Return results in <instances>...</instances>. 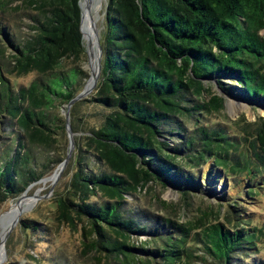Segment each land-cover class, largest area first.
I'll return each instance as SVG.
<instances>
[{"label":"trees","instance_id":"1","mask_svg":"<svg viewBox=\"0 0 264 264\" xmlns=\"http://www.w3.org/2000/svg\"><path fill=\"white\" fill-rule=\"evenodd\" d=\"M19 1L24 22L0 17V202L65 158L46 162L36 147H56L66 131L60 107L90 76L81 67V0ZM262 29L264 0H108L98 84L70 109L78 134L74 171L49 203L59 223L88 225L87 264H264L251 257L264 230L240 214L242 195L247 202L264 195V117L242 115L232 121L234 132L204 120L224 108L205 79L264 104ZM30 74L28 84L16 80ZM154 183L178 188L184 199L205 184L224 183L221 199L237 205L223 214L198 206L185 221L132 207L129 198ZM34 221L22 225L35 229ZM144 234L149 242L136 243ZM29 256L38 264H77Z\"/></svg>","mask_w":264,"mask_h":264},{"label":"rangeland","instance_id":"2","mask_svg":"<svg viewBox=\"0 0 264 264\" xmlns=\"http://www.w3.org/2000/svg\"><path fill=\"white\" fill-rule=\"evenodd\" d=\"M3 1L5 2V8L2 9V5L0 6V17H9L10 19H17L20 22H24L21 20L19 9L15 8L16 4H19L20 1L0 0V2ZM107 6L108 0H103L101 8L96 14L100 42L106 27ZM18 25L22 24L18 23ZM260 34L264 36V29L260 31ZM83 38L86 58L81 63V67L83 70L88 72L90 75L89 77H91L93 70L88 67L90 62L88 51L89 39L84 35ZM1 43L2 41L0 40V44ZM71 61L72 59L68 61V64H70ZM32 77V74L19 76L16 77V80L20 83L28 84ZM224 81L227 83L231 82L228 78H224ZM86 82H88V80ZM204 82L205 86L213 93L219 94L224 98V108L219 112L205 114L206 117L204 120L211 123H224L229 127L230 132H234L235 128L232 125V121L236 120L240 116L244 115L248 121H256L259 117H264V104L261 99L258 100L245 97L241 92H235V94L229 95L219 88L216 78L205 79ZM207 98H209V96H207ZM65 109L66 105H62L60 107L62 115H64ZM81 110L84 112L88 110V108L83 104ZM57 136L60 141L56 144L55 148L47 150L44 147L38 146L36 148L40 152L38 154L36 153V156L41 160L45 158L46 162H52L50 160L54 161L57 156L67 153L70 142L69 132L66 130L64 133L60 132ZM76 136H78V134L73 131L74 143ZM67 154L63 157L66 158ZM71 157L59 177L56 176L61 169V162L56 167L50 164L48 168L45 169L44 176L31 183L26 188L24 193L12 199L8 198L7 200L0 202V219L2 215L9 212L15 204L19 207L22 202L21 200L26 193L30 196L28 200L32 202L25 208L19 207L15 217L16 220L14 219V227L11 231L7 230L5 238L3 239L4 242L0 243V246L4 249L3 252L0 247V264H17L18 262H31V264H38V260L31 259L29 254L35 256L36 259L56 257L57 261L59 259L66 258L70 260V262H76L77 264H81L80 261L84 262L83 264H87L89 261L86 258L91 257L93 253L89 252V256L83 255L82 253L83 234L87 238L93 237L89 231L88 225L84 224L83 228V224L78 223L76 228H71L68 225L59 223L55 219V214H53L52 209L54 206H49L54 194L65 189L72 176L74 166L71 162ZM48 178L50 179L48 180ZM54 178L57 182L55 183L53 189H51ZM225 189L224 183L213 185L205 184L202 186L200 191H189L191 192L189 197L184 199V193L178 188L154 183L151 189L147 186L138 192L134 197H130L129 200L132 202V207L137 209L143 208L154 216H170L176 221H185L198 214V206H202L204 208L207 205H211L215 210L219 209L222 214L229 209L232 210L230 206L237 205L236 202L234 200L227 201L230 203L229 205L226 201L221 199V197H224L223 192ZM153 195H157L158 199L165 200V202L170 205L167 206L166 204H161V201L159 200H154L152 197ZM242 198H244V201H241L244 206L242 207L240 214H244V217L248 220V222H250V226L256 225L264 230V195H257L254 193L248 202L245 201L244 195H242ZM171 205H174V208ZM33 221L37 224V228L35 229L30 227L25 228L22 225V222H26V225H29ZM219 221L224 222L222 217ZM136 238L135 240H138L136 243H145L150 240L149 235L146 234L140 235L139 238ZM258 241L260 242L256 243V247L254 246L255 250L251 253V257L264 259V235H262L261 240ZM72 258H74V261H71ZM241 258L244 259L243 256H241ZM245 260L248 261L250 259L246 258ZM213 262L214 261L209 258V264H214ZM195 264H204V262L198 260V263Z\"/></svg>","mask_w":264,"mask_h":264},{"label":"bare ground","instance_id":"3","mask_svg":"<svg viewBox=\"0 0 264 264\" xmlns=\"http://www.w3.org/2000/svg\"><path fill=\"white\" fill-rule=\"evenodd\" d=\"M81 2H82V10H83L82 28L84 30V36L89 39L88 51H89V56H90V62L88 64V67L91 70H93L94 73H96L98 70L97 59H98V53H99L98 46H97V36L99 37V33L97 34L96 32L98 30V27H97L98 20H97L96 14L98 13L99 9L102 6L103 0H81ZM93 78H94V74L89 79L88 84L91 83ZM49 179L50 178H48V180ZM29 197L30 196L28 195V193H26L24 197L22 198L21 200L22 202L20 203L19 207L25 208L28 205H30L32 202L28 200ZM19 207L18 205L15 204L9 212L2 215L0 219L1 240L5 238V235H6V232L9 226L15 222L14 219H16L15 217H16L17 211L19 210ZM1 250L4 252L3 247H1Z\"/></svg>","mask_w":264,"mask_h":264},{"label":"water","instance_id":"4","mask_svg":"<svg viewBox=\"0 0 264 264\" xmlns=\"http://www.w3.org/2000/svg\"><path fill=\"white\" fill-rule=\"evenodd\" d=\"M81 4V7H82V2H80ZM82 18H83V10H82ZM81 30H82V22H81ZM83 32V30H82ZM97 34L99 33V31L97 30L96 31ZM97 36V35H96ZM97 46H98V50H99V53H98V59H97V65H98V70L96 73H94L92 71V75L94 74V78L93 80L91 81L90 84H88V82H86L84 88L81 90V92H79L70 102L69 104L67 105V108L65 109V112H64V115H65V119H66V130L67 132H69V137H70V142H69V149L67 151V156L66 158L61 162V169L58 173V175L56 177H59V175L62 173L66 163L68 162V160L70 159L72 153H73V150H74V146H75V143H74V138H73V130H72V127H71V123H70V109H71V106L73 105L74 102L78 101V100H81L83 98H86L89 94H91V92L96 88L97 84H98V81H99V77H100V74H101V70H102V45H101V42H100V39L99 37L97 36ZM91 75V77H92ZM89 77V79L91 78ZM88 79V81H89ZM57 181L55 180L54 178V182H53V186L51 189H53L55 183ZM16 220V219H15ZM15 225V222L12 223L9 228H8V231H11V229L14 227ZM4 240H1L0 243H3Z\"/></svg>","mask_w":264,"mask_h":264}]
</instances>
